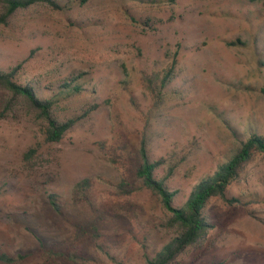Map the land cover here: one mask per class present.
Segmentation results:
<instances>
[{"label": "rangeland", "instance_id": "obj_1", "mask_svg": "<svg viewBox=\"0 0 264 264\" xmlns=\"http://www.w3.org/2000/svg\"><path fill=\"white\" fill-rule=\"evenodd\" d=\"M20 62L36 86L55 90L79 77L84 91L58 105L60 119L78 120L57 143L45 141L26 109L7 117L0 110V251L15 264H112L110 255L145 264L175 234L147 190L116 198L98 219L72 201L78 180L117 173L100 142L127 137L139 160L145 138L150 157L165 158L156 175L181 207L242 141L264 134V0L69 1L64 11L35 5L0 25V69ZM155 74L158 85L170 77L152 94L144 79ZM248 192L262 201L227 212L212 202L214 227L179 264H264L263 155L229 189L244 201ZM50 193L65 201L62 213ZM75 247L82 258L62 254Z\"/></svg>", "mask_w": 264, "mask_h": 264}, {"label": "trees", "instance_id": "obj_2", "mask_svg": "<svg viewBox=\"0 0 264 264\" xmlns=\"http://www.w3.org/2000/svg\"><path fill=\"white\" fill-rule=\"evenodd\" d=\"M69 1L85 5L91 0H67V2L65 0H0V25L7 24L19 11L39 4H46L54 10L64 11L68 9ZM145 1L153 5L160 0ZM125 10L127 18L136 20L128 9ZM174 67L175 65L172 64L169 71H173ZM23 70L24 62H20L9 70L0 69L1 112L5 117L16 116L26 109L33 114L36 123L40 125L47 143L62 141L78 118L60 119L56 112L57 107L64 99L81 94L84 91L83 84L78 81L79 77H72L64 79V82L55 90L41 88L27 80ZM168 75L161 79L160 85L157 84L159 77L156 74L145 77L144 84L152 94H156L155 87L161 90L168 84V77H170ZM99 149L106 161L116 169V175L113 177L86 176L78 180L71 190L72 201L91 208L95 219H98V216L110 211L116 198L131 197L141 190L150 191L158 196L162 207L168 213L164 226L175 229V234L153 256L147 255L145 264H179V257L188 247L205 241L214 227L209 214V208L214 200L223 203L224 212L237 206L248 209L250 204L262 201V197L253 192H248L247 196L250 200L244 201L242 194L230 195L229 189L241 179L252 161L258 156H264V134L252 133L248 139L242 141L227 162L194 187L187 202L181 207L173 204L176 191L170 190L165 180L156 175L157 168L165 163V158L153 160L149 155L145 138L141 141L139 148V160L127 137L124 140L117 139L112 144L102 141ZM169 171L172 172L173 167H170ZM100 185L105 187L101 188ZM48 199L58 213L63 212L66 203L61 195L50 193ZM148 231L149 227L142 225L141 235L144 239H147L145 234ZM131 233L142 243L145 242L137 231L135 233L131 231ZM76 249L77 247L68 248L62 254L72 259L82 258L80 251ZM19 257L24 259L23 254H19ZM110 259L112 264H127L118 256L110 255ZM16 261L15 256L6 251H0V262L15 264Z\"/></svg>", "mask_w": 264, "mask_h": 264}]
</instances>
